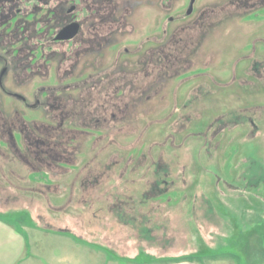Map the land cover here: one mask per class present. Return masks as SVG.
I'll return each mask as SVG.
<instances>
[{"label":"rangeland","instance_id":"374dc122","mask_svg":"<svg viewBox=\"0 0 264 264\" xmlns=\"http://www.w3.org/2000/svg\"><path fill=\"white\" fill-rule=\"evenodd\" d=\"M187 1L166 0L165 12L161 0H113L117 13L147 12L151 23L106 25L111 36L88 49L89 72L103 71L112 85L103 93L90 87L89 116L48 130L56 120L42 104L24 120L8 116L11 128L27 127L13 131L15 146L0 137V210H21L27 224L33 212L38 225L95 241L83 247L88 264L114 258L115 247L201 264H264V0H197L202 20L170 22V32L180 29L176 44L145 52L152 45L144 36L160 41L162 19L154 21L182 14ZM75 48L53 45L56 60L43 76L11 67L9 88L31 102L49 84L63 87L57 98L77 97L80 89L64 87ZM126 48L140 52L120 56ZM131 70L128 82L116 76ZM39 98L47 100L44 90ZM10 103L8 110L23 109Z\"/></svg>","mask_w":264,"mask_h":264},{"label":"flooded vegetation","instance_id":"af4514ba","mask_svg":"<svg viewBox=\"0 0 264 264\" xmlns=\"http://www.w3.org/2000/svg\"><path fill=\"white\" fill-rule=\"evenodd\" d=\"M42 1L43 3H41ZM112 3L113 0H56L55 4L48 3L46 0H0V137L2 139L7 138L15 146L13 131L17 127L12 126L13 128H11L8 116L12 115L18 120H24L21 119L22 114L25 115L27 111H33L34 108L42 104L51 111L52 118L56 120V126L49 125L48 130H63L66 121L71 117L85 120L89 116L90 87L101 88L100 92H102L103 88H110L112 85L108 84L109 76L101 77L103 71L89 72L88 49L101 48L104 45L103 38L111 36V32L106 30V25L112 27L117 23H131L134 26L135 23H140L141 26L151 23L147 12L136 14L135 10L133 11L130 7H127L117 13L118 9L113 8ZM190 3L191 0H188L186 7L182 10L183 13L180 11L182 14L174 16L168 14L166 17L162 16L154 21L159 24L162 19L161 26L158 25L155 32L159 34L156 37L160 41L153 39V33L150 36H144L147 38L144 44L152 45L145 52L154 53V50L157 49L158 52L164 53V49L170 41L176 44L174 38L179 35L178 30L180 31V29H173L170 32L169 27H165V25L169 26L170 22L174 23V21L180 19L192 18L193 23L197 24L202 20L203 13L200 14L202 17H195L197 0L189 13ZM159 7L165 12L171 10V7L166 4V0H161ZM128 16H130V22ZM38 23H41V25L38 26ZM70 26L78 29L75 36L68 40H58L56 37L59 32ZM54 27H58V29L54 31ZM137 32H140V28H133L132 33L136 34ZM142 34L145 35L144 32ZM94 40L95 42H93ZM70 42L75 44L76 48L71 51L75 52L69 57L73 67L68 70L71 80L64 87L73 90L80 89L77 97H73L72 94L66 99L57 98L55 92L58 88L62 89L63 87H55L49 84L40 90V92L42 90L46 92L47 100L42 102L39 98L40 92L37 96L36 90L34 93H30L34 96V101L31 102L24 94L9 88L8 73L11 67L15 71L18 68L25 75H30L33 78L39 75L43 76L42 73L48 72L56 60L55 56L58 52L54 51L52 46L64 45ZM155 43L156 46H154ZM46 52L49 54L47 55ZM139 52V50L129 51L126 48L124 52L119 50L118 54L120 56H126V54L138 55ZM163 58L164 56H160L162 61ZM43 61L44 63H42ZM80 61L84 62L81 67ZM97 61L98 59L93 61V66L96 65ZM125 63L124 66H127L126 61H124ZM74 64L78 65L76 70H74ZM136 72L134 70L116 72V76L119 77L120 81L125 80L128 82L130 79L125 78V76H132ZM44 77L50 78L51 76ZM11 99H15L17 103L22 105L23 109L8 110L12 104L10 103ZM98 121L100 122V117ZM92 128L96 129L95 127ZM16 130L26 132L27 127H19Z\"/></svg>","mask_w":264,"mask_h":264},{"label":"crops","instance_id":"0c3cea01","mask_svg":"<svg viewBox=\"0 0 264 264\" xmlns=\"http://www.w3.org/2000/svg\"><path fill=\"white\" fill-rule=\"evenodd\" d=\"M11 195L6 199L11 200ZM22 213L21 210H0V264H88L83 247L95 241L75 235L65 228L38 225L33 212H30L32 222L27 224ZM51 237H60L61 240L49 239ZM97 243L103 248L109 246L106 242ZM115 250V257L104 264H123V258L126 264H201L196 258L179 260L180 256L160 259L154 255L149 258L129 255L116 247ZM100 252L96 251V259L100 258Z\"/></svg>","mask_w":264,"mask_h":264},{"label":"water","instance_id":"95a60500","mask_svg":"<svg viewBox=\"0 0 264 264\" xmlns=\"http://www.w3.org/2000/svg\"><path fill=\"white\" fill-rule=\"evenodd\" d=\"M195 1L196 0H191L189 13L192 11ZM77 32H78V29L74 28V26H73V28H72V26L65 27L59 32V34L57 35L56 38L58 40H68V39L73 38Z\"/></svg>","mask_w":264,"mask_h":264},{"label":"trees","instance_id":"16d2710c","mask_svg":"<svg viewBox=\"0 0 264 264\" xmlns=\"http://www.w3.org/2000/svg\"><path fill=\"white\" fill-rule=\"evenodd\" d=\"M227 252V251H226ZM226 252H223V253H226ZM220 255V254H219ZM219 255H217V256H219ZM222 255H225V254H222ZM233 255V254H232ZM209 257H216L215 255L214 256H209ZM195 257H192V256H188V257H181V258H179V260H182V259H194Z\"/></svg>","mask_w":264,"mask_h":264}]
</instances>
